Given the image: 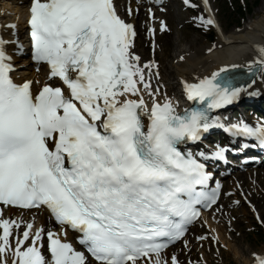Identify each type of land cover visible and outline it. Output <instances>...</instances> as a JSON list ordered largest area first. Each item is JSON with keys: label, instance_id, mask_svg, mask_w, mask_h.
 I'll list each match as a JSON object with an SVG mask.
<instances>
[{"label": "snow or ice", "instance_id": "1", "mask_svg": "<svg viewBox=\"0 0 264 264\" xmlns=\"http://www.w3.org/2000/svg\"><path fill=\"white\" fill-rule=\"evenodd\" d=\"M183 3L201 10L192 17L200 27L217 26L209 0ZM29 12L32 60L47 67L48 81L17 83L0 47V264H179L163 253L201 208L217 204L220 185L209 190L202 161L226 151L197 155L180 146L214 127L264 145V124L225 125L212 115L246 89L225 66L182 81L193 106L178 111L167 94L159 99V66L134 51L138 32L116 0H31ZM160 30H168L164 21ZM248 67L264 73V56ZM42 208L59 231L4 215ZM68 229L84 250L66 240ZM253 256L264 264V255Z\"/></svg>", "mask_w": 264, "mask_h": 264}, {"label": "bare ground", "instance_id": "2", "mask_svg": "<svg viewBox=\"0 0 264 264\" xmlns=\"http://www.w3.org/2000/svg\"><path fill=\"white\" fill-rule=\"evenodd\" d=\"M0 2H3L7 5V7L11 6V8H9L11 9L10 11L5 10V5V7L2 6V8H0V28L6 45L5 49L7 54L12 57V63L15 66V70L12 72L14 80L17 83H21L25 79L40 80L41 82L48 81L47 69L45 66L34 64L32 62V58L30 57L28 31L25 30V25L22 21V18L27 14L30 0H0ZM116 3L118 5V10L121 13H123L127 7H131L133 10V15L129 17V20L133 22L139 30L137 40L135 41L134 51L141 56L142 62L150 61L146 58L145 51L142 49V43L140 42L141 29L138 24L139 19H142L144 13H146V16L148 17V10L151 8L155 19L152 23L147 20V25L145 23L144 28L145 26H148L150 29L152 26V29H155L154 33L160 31L157 33L159 38L164 35V33H162L159 29L160 21H164L166 25L169 26L170 24L180 20L177 13V4L172 0H116ZM11 11H14L15 15L14 13L11 15ZM199 14H201V10H199ZM8 25H15L16 27L13 29ZM142 26L143 25H141V28ZM215 32L217 34V39L216 42L211 45L202 44L196 37H192L189 40H181V34L178 31H175L174 35H170L174 40V48L172 49L173 53H171V56L168 58H164L163 67L158 64L160 73L159 79L157 80L156 78H153L154 85L159 84L162 86L161 94L159 96L161 102H163L164 94H167V96L171 98L175 104H177L178 108L179 100L177 96V89L178 85L182 81L186 80L189 82H197L199 78L210 76L213 72L218 71L220 68L225 66H228L229 70H234L236 73H242L244 72L242 71L243 69H249L248 66L250 62L264 56V52L261 51V49H264V14L256 20L250 21L242 32L224 33L223 28L220 25H218L215 29ZM16 45H20L21 47L17 49ZM209 48L212 50L208 51ZM169 58L171 59L169 60ZM232 65H236L237 67L232 68ZM254 66L255 65H253V67ZM37 68H39V71H37ZM253 81L255 82L253 83ZM243 86L246 90L240 93L238 100L240 98H247L248 96H255L256 98L252 106L258 107V105L264 100V73L258 72L253 79L244 82ZM247 108L250 109L249 106H247ZM255 165L256 167L264 165V162ZM254 173L255 175L257 173V179L259 180L258 174L262 175L263 170L255 169L253 172H248L247 174L243 173L242 175L240 174L238 176H234L233 178H236L239 181L244 178V175L251 178ZM224 185L225 187L231 186L229 185V180L226 181ZM232 186L233 189H230H232L233 193H236V188H234V185ZM236 200L237 199L234 197V203L237 202ZM227 206L229 205L227 204ZM233 208L234 207L226 210V215H223L224 217L222 218L219 217L221 219L215 218V221L221 223L218 224L219 226L217 224H213L214 228L210 227V230L216 231L215 234H217V231L221 232L220 235L218 234L219 237L217 239L220 238L221 244L226 246L227 250L233 253L238 264H254L253 254L264 255V248H262L259 252H247L244 247L239 244L241 240L232 236V233L238 227V223L242 221L240 219L235 223L232 221V217L234 215H238ZM4 215L6 218L11 219L23 218L26 222H33V220L37 219L39 222L38 227L42 225L45 229H52L53 231L60 230V226L56 225L52 221L44 209L30 211L5 209ZM229 221L231 222L230 226H232V230L228 233V227L230 226L227 225V222ZM196 225H198V223ZM231 236L233 239L229 242L227 237ZM198 237L201 236L194 237L193 240H186L187 244L189 243L188 250H179L175 252V250L178 249H174L172 251L177 253L176 256L179 260V264H183V262L180 261L181 258H183V255L189 258L195 254L194 251L196 252V250L201 253V255L203 254L204 261L207 264H210L211 254L204 250L208 246V242L204 239L200 240ZM61 238L65 239L63 236ZM74 238L75 235L70 231H67L66 240L71 242L76 247ZM194 240L197 242V245H195L196 247L192 244V242H195ZM231 243L234 244L232 245ZM10 259L11 258L9 257V260ZM201 262H199V264Z\"/></svg>", "mask_w": 264, "mask_h": 264}, {"label": "rangeland", "instance_id": "3", "mask_svg": "<svg viewBox=\"0 0 264 264\" xmlns=\"http://www.w3.org/2000/svg\"><path fill=\"white\" fill-rule=\"evenodd\" d=\"M256 1H258V0H212V4L214 5V11L216 12V14L218 16L219 23H220L221 27L223 28V32L224 33L242 32L243 29L247 26V24L250 21L256 20L257 18L262 16L264 14V0H260V2L257 5L255 4ZM174 2H176V4H177V13L180 17V20L178 22H174V23L170 22L172 24H170L167 27H170L171 31H169L168 28H167L168 30H166V33L169 32V34H164L163 36L158 38L157 33L160 31L155 33L156 34V40L155 41L158 44L157 58H159L158 60H156V62H158V64L162 67L164 65V63H163L164 58H168L169 56H171V53H173L172 49L174 48V40L171 36L175 34V31H178L181 34V40H189L192 37H196V38H198V40L202 44L211 45L210 40L208 39L210 37L211 33H207L206 31L196 30L194 25L188 23L190 18H192L193 16L196 15L197 11H194L193 14L186 12L182 8V5L178 3L177 0H174ZM0 3H1L0 8H2V6H4L5 4L3 2H0ZM240 4L243 5V7H244L243 14H240L238 12V7ZM5 6H4L6 8L5 10H8V11L11 10V9H9V8H11V6H8V7H7V5H5ZM13 13H14V11H11V15H13ZM14 15H15V13H14ZM146 19L147 18H146V14H145L144 18L142 17V20L144 21ZM142 20L140 18L138 24H139L141 31H145L147 26H145V28H144L145 23L142 24ZM141 25H143L142 28H141ZM142 33H143V35H142ZM144 33L145 32H140V34H141L140 42L142 43V49L145 51L146 58L148 60H150V59H152V54L150 53V41L147 40ZM213 36L215 37V40H216V38H217L216 35L213 34ZM170 59L171 58H169V60ZM241 110L242 109H240V111ZM239 114L241 115L242 113L239 112ZM255 169H257V170L262 169L263 170L262 175L258 174L259 180L257 179V173H256V175L254 173L251 178L250 177L248 178L247 175H244V178L239 180V181L236 178H232V180L229 181V185H231V186H228L229 189L226 186L224 193L226 194L227 191L232 192V189H233L232 185H234V188H236V190L234 189L236 191V193L232 192L233 201H231L232 197L231 198L228 197V199L226 197H224L223 199L225 200V202H224V200H222V202L219 204V206L216 207L215 210L210 213V215H208L210 217H207V218L205 217L206 219L202 220V222H200V224L198 226H195L194 229L191 230V233L189 234L188 238L193 240L192 238L197 237L196 235H201L202 233L204 234L205 232L207 233L208 232L207 229H209L210 225H213V224L218 225L221 223V222H218L215 220L213 222V218L221 219L222 217H224L226 215V210L232 209V207H234L233 209L238 213V215H234L232 217V221L234 223L237 222V220H239V219L242 221H240V223H238V227L236 228V230H234V232L232 233V236L236 237V239L241 240V242H239V244H241V246L244 247L245 251H247V252L248 251L259 252V251H261L262 248H264V191H263L264 190V165H259L255 168H253L252 170H247V168L242 169V170L236 171V173H234V174H240V173L243 174V172L246 170L247 171L244 174H247L248 172L250 173V172L255 171ZM246 176H247V178H246ZM229 178H231V176ZM241 181H243V182H241ZM239 182H240V186L242 187V189L240 188V190L237 187H235V184L239 183ZM230 188H232V189H230ZM226 189H228V190L226 191ZM234 197L237 199L236 201L238 203L237 202L234 203ZM246 197H248V198L245 199ZM248 199L253 203V204H251V208L252 209L255 208L256 212H253L252 209L249 208L250 202ZM240 201H241V203H240ZM227 204L229 206H227ZM256 215H259V217H260L259 219H260L261 224L255 219ZM219 217H221V218H219ZM229 222H227L228 226H230V224H231V222L230 223ZM34 223H35V225H38L37 219L34 220ZM231 230H232V226L228 227V233ZM211 231L212 230L209 231V235L211 237L214 236L212 239L213 240L212 243L208 240V236H207L208 234L207 235L205 234V236L201 235V236L205 237L204 240H207V242H208V246L204 250L206 252L208 251L211 254L210 264H238L233 253L228 251L226 246L221 244L220 238L216 239L214 241V238H218L219 236H218V234H215L216 231H212V232ZM220 234H221V232H219V235ZM232 236L227 237V239H229L228 240L229 242L233 239ZM260 236H262V238H263L262 240L259 239ZM218 242H220V243H218ZM194 243H197V242H194ZM213 244H215V247ZM231 244L233 245L234 243H231ZM195 245H197V244H193V246H195ZM185 247H186V245H179L177 248L183 249ZM199 249H200V246H199ZM194 253H193L194 255H192V256H194L195 259H199L198 256L201 253L197 252V250H196V252L194 251ZM172 255L173 254H171V252H169L167 254V257L170 258ZM192 256H190L189 258H191ZM182 257L184 260H186L188 258L184 255ZM180 261H182L183 264H185L184 261L182 260V258ZM203 261H204V259H203Z\"/></svg>", "mask_w": 264, "mask_h": 264}, {"label": "trees", "instance_id": "4", "mask_svg": "<svg viewBox=\"0 0 264 264\" xmlns=\"http://www.w3.org/2000/svg\"><path fill=\"white\" fill-rule=\"evenodd\" d=\"M239 11H240V12H243V9L240 7Z\"/></svg>", "mask_w": 264, "mask_h": 264}]
</instances>
